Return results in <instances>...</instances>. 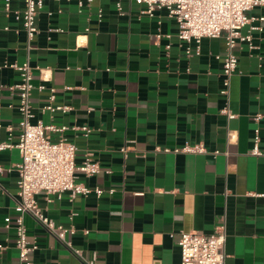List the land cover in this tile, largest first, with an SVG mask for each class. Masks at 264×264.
<instances>
[{
  "label": "crops",
  "instance_id": "1",
  "mask_svg": "<svg viewBox=\"0 0 264 264\" xmlns=\"http://www.w3.org/2000/svg\"><path fill=\"white\" fill-rule=\"evenodd\" d=\"M81 1L44 0L28 50L16 18L22 0H10L8 11L0 2V143L17 142L18 96L10 87L19 74L10 64L28 60L32 122L65 127L47 135L75 144L76 164L98 163L92 175L76 171V181L103 190L99 197L38 194V205L68 230L64 240L79 256L25 215L27 240L38 245L32 261L180 264V231L209 234L224 224V264H264V156L249 153L255 127L264 151V7L249 12L255 20L242 32L260 29L251 30V48L234 47L237 68L225 96L223 37L202 38L199 53L188 55L194 44L177 38L165 10L150 16L130 0L121 10L116 0ZM49 103L68 109L42 111ZM227 104L233 118L220 112ZM185 143L206 151L163 150ZM20 161L16 147L0 150V264L18 259L14 224L6 227L4 218L17 215Z\"/></svg>",
  "mask_w": 264,
  "mask_h": 264
},
{
  "label": "built area",
  "instance_id": "2",
  "mask_svg": "<svg viewBox=\"0 0 264 264\" xmlns=\"http://www.w3.org/2000/svg\"><path fill=\"white\" fill-rule=\"evenodd\" d=\"M5 11L9 10L10 0H2ZM44 0H22L23 9L16 18H21L22 26L26 34L27 50L36 32V16L42 8ZM60 1V0H54ZM91 2L92 0H86ZM121 1L116 0V7L121 10ZM136 4L143 5V12L152 15L156 10H165L167 15L173 18L177 24V38L189 44H194V49L186 48L188 55L199 53V43L202 38H224V55L222 56L223 88L220 93L228 96L229 81L237 68V56L234 54V47L239 42L246 43L252 47L251 30L260 29L258 26H250L246 33L242 29L255 20L249 12L255 7H264V0H130ZM1 2V0H0ZM79 5L83 2L79 0ZM259 21L264 16L258 17ZM19 74V80L10 89L18 96V111L20 121L18 124L19 134L16 143L10 141L1 142L0 150L16 147L19 150L21 161L17 165L18 180L16 203L17 215L12 219L4 218L5 226L14 224L15 247L18 250V259L14 264H35L31 259V253L38 247L36 242H28L27 232L23 217L30 215L44 228L64 245L79 256V250L74 249L69 241L64 240L68 231L61 225H56L38 205L36 196L40 193L45 195H56L61 197L65 192L71 198L77 195L88 196L93 193L99 197L103 190L100 188L90 189L76 181V171L84 175H92L100 169L98 163L89 158L84 159L80 164L75 162L76 146L60 136L51 140L47 131L61 132L65 127L44 125L41 121L32 122L34 117L31 106V92L34 88L32 83V68L28 60L23 63L10 64ZM44 84L37 86L43 90ZM54 98V88H50L49 100ZM68 109L66 106H52L50 103L41 108L42 111H61ZM228 118L235 115L228 108V104L220 110ZM261 115L257 113L253 119L258 121ZM11 130V128H10ZM85 135L90 131L87 127H81ZM259 128L253 129L252 148L249 153L252 155H263L264 151L259 149ZM126 148L122 147L121 151ZM165 152L174 153H202L205 148L201 144L185 143L173 149H163ZM2 167H0V171ZM112 189L109 193H112ZM73 233V230H69ZM225 238L224 224L217 225L213 232L205 234L198 231H180L177 235V245L180 253V264H224L225 260ZM0 245V249H1ZM10 264V263H7ZM86 264H96L93 261H86Z\"/></svg>",
  "mask_w": 264,
  "mask_h": 264
}]
</instances>
